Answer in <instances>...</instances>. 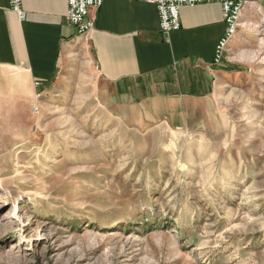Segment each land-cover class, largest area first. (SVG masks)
<instances>
[{"label": "rangeland", "instance_id": "374dc122", "mask_svg": "<svg viewBox=\"0 0 264 264\" xmlns=\"http://www.w3.org/2000/svg\"><path fill=\"white\" fill-rule=\"evenodd\" d=\"M249 4L226 77L180 121L147 117L77 52L31 105L0 106V264H264V8Z\"/></svg>", "mask_w": 264, "mask_h": 264}, {"label": "crops", "instance_id": "0c3cea01", "mask_svg": "<svg viewBox=\"0 0 264 264\" xmlns=\"http://www.w3.org/2000/svg\"><path fill=\"white\" fill-rule=\"evenodd\" d=\"M23 9L21 20L9 0H0V106L31 105L27 89L52 87L75 52L147 117L168 116L171 123L183 119L187 104L206 103L226 77L215 64L226 32L220 4L183 7L180 30L168 35L157 8L145 3L105 0L92 11L95 27L87 35L68 23L67 0H23Z\"/></svg>", "mask_w": 264, "mask_h": 264}, {"label": "built area", "instance_id": "2783aa9c", "mask_svg": "<svg viewBox=\"0 0 264 264\" xmlns=\"http://www.w3.org/2000/svg\"><path fill=\"white\" fill-rule=\"evenodd\" d=\"M132 3H145L157 8L160 17V30L168 35L181 28L180 11L183 7H195L204 4H220L223 10L226 32L216 49L215 64H219L230 43L236 37L240 27L243 13L249 3L264 4V0H126ZM105 0H67L68 23L76 27L79 35L89 34L95 27L92 11L103 6ZM10 10L19 19H25L23 0H9ZM36 87L40 83H35Z\"/></svg>", "mask_w": 264, "mask_h": 264}]
</instances>
